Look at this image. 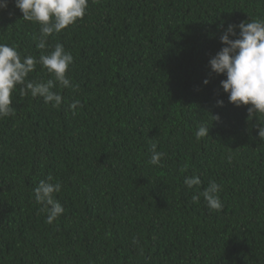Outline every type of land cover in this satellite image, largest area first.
Masks as SVG:
<instances>
[{"label": "trees", "instance_id": "trees-1", "mask_svg": "<svg viewBox=\"0 0 264 264\" xmlns=\"http://www.w3.org/2000/svg\"><path fill=\"white\" fill-rule=\"evenodd\" d=\"M253 19L264 0H89L50 37L72 53L79 90L57 86L53 108L18 86L16 115L0 119V264H264L258 118L228 101L209 64L227 26ZM38 33L15 0L0 9V43L38 58L52 50L36 48ZM50 78L41 65L28 77ZM196 175L202 184L187 188ZM49 176L65 208L52 224L33 192ZM210 181L221 211L193 200Z\"/></svg>", "mask_w": 264, "mask_h": 264}, {"label": "clouds", "instance_id": "clouds-1", "mask_svg": "<svg viewBox=\"0 0 264 264\" xmlns=\"http://www.w3.org/2000/svg\"><path fill=\"white\" fill-rule=\"evenodd\" d=\"M23 18L39 25V33L33 35L36 48L52 50L41 52L39 57L33 55L22 56L15 46L0 43V119L14 117L16 109L13 107V93L19 86L21 95H31L32 98L42 97L45 104L53 108H60L63 96L54 89L79 90V85L73 83L67 75L74 57L66 51L62 43L57 42L54 47L49 45V38L59 34L64 29L82 20L89 7V0H15ZM8 0H0V9L7 8ZM237 28L239 31H237ZM224 45L209 61L211 70L217 75H225L221 86L228 94V101L235 106H248V120L258 118V135L264 140V20L241 21L229 24L220 36ZM41 65L52 78L47 81H33L28 79L29 74ZM208 79L204 84H208ZM223 106L222 99L217 101ZM80 105L79 100L73 101L69 107L75 114ZM216 118V117H215ZM197 140L209 135L206 126H200L195 133ZM157 145L152 144L150 164L160 165L163 152L156 151ZM184 184L191 189L200 186L202 181L198 175L185 177ZM62 190L60 182H53V177L40 180L34 188L35 203L40 205V211L46 214L45 222L52 224L64 212L65 208L56 198ZM222 185L210 181L209 185L197 195L198 201L203 196L210 210L221 211L224 207L220 196ZM133 243L139 241L134 238Z\"/></svg>", "mask_w": 264, "mask_h": 264}]
</instances>
